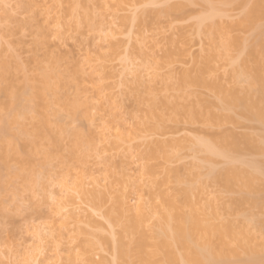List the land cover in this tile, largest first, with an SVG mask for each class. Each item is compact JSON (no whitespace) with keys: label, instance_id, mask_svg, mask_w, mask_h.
<instances>
[{"label":"rangeland","instance_id":"obj_1","mask_svg":"<svg viewBox=\"0 0 264 264\" xmlns=\"http://www.w3.org/2000/svg\"><path fill=\"white\" fill-rule=\"evenodd\" d=\"M44 1H48L47 6L53 10L49 17L46 13L49 8L46 4V10L43 7ZM120 1L0 0V62L5 64L7 71V80L0 82V88L10 87L21 95L19 109L26 114L14 126L16 131L24 127L32 133L41 126L34 111L36 101L31 97L32 87L40 85L46 74L54 77L51 79L53 85L57 84L47 95V109L41 111L57 142L37 139V153L30 170L38 183L33 191H28L22 180L14 181L0 196L8 212L6 216L0 215V264H31L26 260L25 248L32 250L38 246L37 236L41 231L46 240L40 249L43 253L38 257L40 264H54L55 261V264H84L81 260L85 257L111 264L114 248L102 243L100 237L110 239L115 233L113 239L122 236L131 246L134 239V235H125L122 222L113 228L106 218L109 212L116 218L121 217L117 198H126L129 205L135 207L138 197H142L146 211L152 215L143 226L151 245L156 242L155 231L164 209L163 197L178 194L184 201L181 191L192 186L195 208H211L217 213L219 223L243 228L247 226L246 216L264 220V210L251 203L237 202L247 192L241 184L227 187L210 178L211 165L205 160L206 154L197 152L194 147L198 139H212L225 131L263 142L262 125L242 117L239 111L227 112L217 106L216 113L232 114L235 123L224 122L218 126L193 122L186 115L176 116L164 105L168 99L177 101L181 94L177 91L178 81L183 73L196 76L202 68L207 81H216L226 91H242L246 87L244 76L236 77L232 62L241 57L253 67L252 57L239 48L227 50L223 45L230 38L251 43L256 33L243 23L246 7L241 3L252 0H157L156 4H150L151 0ZM211 5L216 7V13ZM4 9L11 11L10 14ZM212 14V19L206 21L199 32L200 18ZM135 15L141 20L134 22ZM258 24L264 26V18ZM211 29L219 30L211 32ZM112 33L117 34L111 39L108 35ZM91 64L98 69L103 66V69L90 76ZM138 76L142 81L137 80ZM183 92L192 94L182 103L184 107L204 110L206 101L220 104L215 90L193 86ZM0 101L10 103L13 98L0 94ZM73 101L79 104L76 111L67 107ZM152 105L160 109L157 114L165 116L163 120L158 115V118L149 117L153 108L157 112ZM105 127L112 128V134L104 136ZM118 128L125 140L120 141V146L113 144ZM149 140L157 143L156 159L148 157L146 144ZM166 141L179 142L175 148L174 145L168 148L169 160L158 149L160 142L168 144ZM230 158L245 170H250L248 163L251 161L259 165L264 162V155L245 149L230 153ZM214 162L217 169H222L228 160L215 157ZM147 166L152 169V175L146 174ZM258 176L255 181L258 191L254 196L264 194V175ZM90 179L100 181L103 191L104 185L106 189L112 187L113 194L104 200L92 197L85 201L75 200L77 203L69 207L70 211L75 207L78 212L79 207L81 211L87 209L86 213L92 214L89 220L95 224L84 222L88 220L87 214L83 224L71 221L68 227H62V222H57L53 214V199L59 198L65 183L69 186L89 183ZM87 187L92 190L91 186ZM94 205L95 212L89 208ZM78 227H82L83 232ZM249 229L251 246L264 259V226L255 225ZM135 236L139 238L140 234ZM54 249H62L60 260L54 259L57 253ZM29 250L26 251L31 254ZM153 250L151 246L149 251ZM239 254L243 259L247 257L244 249H239ZM159 259L160 256L153 258Z\"/></svg>","mask_w":264,"mask_h":264},{"label":"bare ground","instance_id":"obj_2","mask_svg":"<svg viewBox=\"0 0 264 264\" xmlns=\"http://www.w3.org/2000/svg\"><path fill=\"white\" fill-rule=\"evenodd\" d=\"M222 1L231 2L232 0ZM47 2L44 1L43 3L45 10V4L47 6ZM118 2L122 1L118 0ZM156 3L159 2H157V0H151L150 2V4ZM241 4L246 7L243 23L247 24L249 28H252L256 34L254 35L251 43H248L247 40L242 41L243 39L230 38L225 41L223 47L227 50L233 47L239 48L241 49L242 53H247L250 57H252L253 67H250L245 59L241 60V57L233 60L232 62L236 72V77L239 79V77L244 76L246 87L242 91L237 89H230L226 91L224 90L223 86L217 84L216 81H207L204 77L206 71L204 68H202L198 71L196 76H192L188 72L183 73L178 81L177 91L181 94L177 96V101H171L168 99L164 102V105L165 107L167 106L166 108H169L170 110L172 109L171 111H174L173 113L176 116L186 115L190 117L193 122H200L209 125L214 124L218 126L224 122L235 123V119L230 113H216L214 111L216 106L227 112L239 111L242 117L261 124L264 132V26L258 24V21L264 18V0H252L250 3L249 1H243ZM211 6V10L216 13V7L214 5ZM50 9L52 10V7L48 9L49 11L46 10L47 17H49L53 12V10L50 11ZM7 11L9 10H6V12ZM10 12L11 11H9V14ZM145 12L146 11H144V13ZM212 16L213 14L204 18L202 17V19L200 18V22L198 24L199 32L202 31L205 22L212 19ZM140 20V16L135 15L133 17L134 22ZM107 29L104 30V32L107 31ZM210 31L217 32L212 31V29ZM116 34L117 33H112L111 35H108V37L112 39L116 36ZM91 60L93 59H90V61ZM90 61L88 64L89 66ZM93 62L91 61V63ZM0 64V82H4L7 80L6 66L4 63L2 64L0 62ZM241 67H243L242 70H240ZM90 68H93V70H91V74L89 75L94 76L97 72L100 73V70L103 69V66L98 69L95 66L92 67L91 64ZM128 75H130V73L127 74V76ZM53 78L54 77L51 74H46L40 85L32 87L31 97L36 101L34 111L41 124V126L34 129L32 133L28 132L24 127H20L18 131L14 129V126L19 124V118L26 115L24 111L19 109L21 95L14 92L10 87L0 88V94H5L6 96H11L13 98V101L10 103H3L0 101V196L6 193L9 190L10 185L17 180H22L26 184L28 191H33V186L38 183V180L34 178L30 168L33 167V157L37 153V139H50L55 143L57 142L52 138L49 122L46 116L41 112L47 109L48 93H50L52 90L54 91L57 87V84L53 85L51 82V79ZM125 78L126 79L124 82L127 81V77ZM138 79L139 81H142L140 76H138L137 80ZM92 80L94 81V78H92ZM64 85H62V87ZM193 86L204 87L217 91L220 104L216 105L212 102L206 101L207 107L204 110L201 108H188L182 106V103L192 95H188L183 91L187 87ZM165 88H167V85ZM98 95L100 96L101 93ZM78 106L79 104L77 101H73L72 103L70 102L69 105H67V107L72 111H76ZM154 107H156L157 112L155 113L156 110L151 107V109L153 108V111L149 113L150 118L154 116L157 117V113H160V109L157 108L156 105ZM161 114L164 116L162 112ZM158 117L160 120L165 118V116L162 118L159 115ZM103 133L104 136H106V134H112V128L105 127ZM115 137L117 140H114L113 144L120 146V143L125 141L124 136L120 132L119 128L117 131H115ZM103 139H105V137ZM166 142H168V144L160 142L161 144L159 145L158 149L161 150V153H164V156L168 158L166 159L169 160L171 157L168 156V148H173L172 145H174L175 148L176 143L178 146L179 142ZM195 142L196 144L194 147L196 148V151L206 154L205 160L211 165L208 175L214 182L225 183L227 187L235 184H241V186L247 192H245V194L237 202L239 204L251 203L255 207L264 210V194L262 196L253 195V193L258 191L255 185V181L259 179L258 175H264V162H262V165H259L257 162L251 161L248 163L250 170H245L235 165V160L230 158V153L238 152L241 149L264 155V140L263 142H259L251 136L240 137L234 131H225L212 139H198V141ZM156 145L157 143H154L153 141H147L146 146L149 148L148 157L151 159L158 158L157 156L159 152L155 147ZM215 157L227 159V165L222 169H217L215 167L216 165H214ZM13 164H15L17 167H14ZM145 170L146 174H153L152 169L148 166L145 168ZM90 180L91 182L89 181V183L88 181L87 183H72V187V184L69 186V183H65L62 185V192L58 194L60 195L59 198L53 199V205L55 206L53 214L55 218H58L57 222H62V227H68L71 221H73V223L76 221V223L81 224L84 217L87 218V216H85L87 214L88 220L84 219V222L91 220H89V218H92V214L90 213V215L89 213H86V208V210L81 211L79 207L78 212V209L75 207L74 210L70 211L69 207H72L71 205H76L77 200L80 199L85 201L91 197L93 199L104 200L113 194L112 187L108 186L109 188L106 189L104 185L105 191H103L100 189V186L103 187V185L100 184V181L95 179ZM88 185L91 186L92 190L88 189ZM194 190L195 188L192 186L181 191L184 201L182 198L178 197V194H166L163 197L162 206L164 209L161 213V217H159V222L154 237L156 242L153 245H151V242L148 241L147 235H145L143 232V226L149 222L152 215L146 211L147 207L142 197H138V202L135 207H131L129 205L130 201H126V198H117V211L121 217L116 218L113 213L109 212L106 214V218H108V221L113 228H115L114 226L120 225L122 222L121 224H123V230L124 232H127L125 235L128 234L127 236H129L130 234L132 237L134 235V239H136L134 240L131 237L133 239L131 246L129 245L130 242H124L125 240H123L124 237L122 239V236L121 238L119 237L120 239H118V237L113 239L116 236L115 233H112L113 238L111 237L110 239L108 237L101 236L100 240L102 243L106 245L111 244V246L114 248V262H112L113 260L111 262L113 264H264V259L259 257L253 246H251L252 237L249 229L251 226L255 225L264 226V220L246 216L247 226L243 228H237L231 223H219L217 222V213L211 210V208L204 210L195 208V205H193L192 201V198L195 197ZM89 208H91L92 211L94 210L93 212L96 210L95 205ZM186 209H188V211H186ZM7 213V210L4 209L3 203L0 200V215L3 214L6 216L8 215ZM86 223L91 224L92 222L90 221ZM78 229L80 232H83L84 230L82 227H78ZM138 234H140L139 238H137L138 236H135ZM37 237V242H39V244L35 249L31 248L33 251L29 250L30 248H25L26 250L31 251L30 254L25 250L28 255L26 260L31 264H40L41 258L39 259L38 257L43 254L40 249L43 247L42 245L45 244L44 241L46 240V235H42L41 231V234H38ZM233 245H236V248H234ZM94 246L95 245L93 244L91 248ZM151 246H154L155 250L149 251ZM239 249H244L247 253V257L245 259L241 258ZM60 250H55L57 251V253L55 252L56 254L53 253L56 255V258H54L55 260L61 259H59ZM155 256H160V259L158 261L153 260ZM41 257L43 258V256ZM231 257H233V261L231 260ZM49 259L50 261L52 260L51 258ZM37 260L39 262H37ZM76 260L80 259L76 258ZM48 261L49 260H47V263L50 262ZM81 261L84 264H105L95 262L92 257H85Z\"/></svg>","mask_w":264,"mask_h":264}]
</instances>
